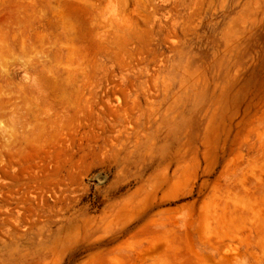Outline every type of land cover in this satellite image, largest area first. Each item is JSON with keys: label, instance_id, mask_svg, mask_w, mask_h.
I'll return each instance as SVG.
<instances>
[{"label": "rangeland", "instance_id": "1", "mask_svg": "<svg viewBox=\"0 0 264 264\" xmlns=\"http://www.w3.org/2000/svg\"><path fill=\"white\" fill-rule=\"evenodd\" d=\"M0 264H264V0H0Z\"/></svg>", "mask_w": 264, "mask_h": 264}, {"label": "bare ground", "instance_id": "2", "mask_svg": "<svg viewBox=\"0 0 264 264\" xmlns=\"http://www.w3.org/2000/svg\"><path fill=\"white\" fill-rule=\"evenodd\" d=\"M235 174H236V173H235ZM234 178H235V177H234ZM229 179H230V178H229ZM232 179H233V178H232ZM228 185H229V184H227V186H228ZM238 190H239V189H238ZM221 196H222V195H221ZM182 216H183V215H182ZM169 225H170V224H169ZM181 225H182V224H181ZM163 227H165V226H163ZM197 245H199V244H197ZM227 249H228V248H227ZM229 250H230V249H229ZM215 251H217V250H215ZM215 251H214V252H215ZM224 252H226V251H224ZM224 252H223V253H224ZM229 252H230V251H229ZM219 253H220V251H219ZM221 253H222V251H221ZM221 253H220V254H221ZM227 253H228V252H227ZM220 254H219V255H220ZM216 255H218V254H216ZM216 255H214V256H216ZM257 255H258V253H257ZM210 257H211V256H210ZM217 257H218V256H217ZM213 258H214V257H213ZM215 258H216V257H215ZM215 258H214V260H216ZM218 258H219V257H218ZM221 258L228 259V258H230V256H229L228 254H225V253H224V254H222ZM230 259H231V258H230ZM216 261H217V260H216ZM224 262H225V261H224ZM220 263H223V262H220Z\"/></svg>", "mask_w": 264, "mask_h": 264}]
</instances>
